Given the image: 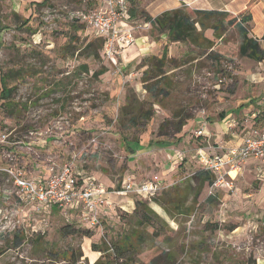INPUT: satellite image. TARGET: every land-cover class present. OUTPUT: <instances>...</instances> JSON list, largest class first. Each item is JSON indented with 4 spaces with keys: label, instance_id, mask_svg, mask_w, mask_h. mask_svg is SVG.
I'll return each instance as SVG.
<instances>
[{
    "label": "rangeland",
    "instance_id": "374dc122",
    "mask_svg": "<svg viewBox=\"0 0 264 264\" xmlns=\"http://www.w3.org/2000/svg\"><path fill=\"white\" fill-rule=\"evenodd\" d=\"M126 1L134 35L147 33L158 57L166 45L179 66L169 74L172 84L165 93L142 94L137 84L142 58L123 66L120 53L109 58L98 37L74 21L73 14L97 8L103 0H0V264H95L117 232L136 228L133 209L115 205L100 213V225L89 227L90 236L77 233L83 225L56 207L37 210L19 200L3 169L24 168L32 175L33 160L54 169L73 162L84 176L104 174L119 187L128 175L165 176L172 153L157 141H176L182 172L197 170L189 152L190 142H199L198 128L192 130L197 121L212 125V141H220L217 150L231 145L245 127L264 122V60L240 53L243 37L237 25L203 19L211 43L198 48L191 41H170L145 25L146 14L157 15L181 0ZM253 13L254 28L246 24L249 35L264 25V3ZM131 52L133 44L126 54ZM102 66L105 71L95 76ZM3 78L12 89L7 99L1 97ZM127 104L143 109L148 119ZM190 115L184 132L176 133L170 124L159 130L164 120L176 123ZM208 190L190 214L160 215L166 226L155 240L143 243L138 258L147 263L161 252L165 261L160 264H264V180L244 172L231 188L214 196ZM69 224L74 231L65 233ZM136 231L130 235L135 243L152 229Z\"/></svg>",
    "mask_w": 264,
    "mask_h": 264
},
{
    "label": "built area",
    "instance_id": "2783aa9c",
    "mask_svg": "<svg viewBox=\"0 0 264 264\" xmlns=\"http://www.w3.org/2000/svg\"><path fill=\"white\" fill-rule=\"evenodd\" d=\"M72 17L103 40L104 52L111 59L135 40L134 28L128 23L126 0H103L100 7L76 12ZM195 135H204V130L198 129ZM251 158L259 162L260 177L264 178V126L248 127L237 147L220 148V151L213 153L200 150L198 161L202 169L212 176L208 193L213 194L220 187L231 188L233 179L229 173L240 171ZM3 171L9 175L13 192L23 203L37 210L56 207L66 219L75 212L79 214L77 221L88 227L100 225L98 207L107 202L108 194H130L151 199L164 188L157 175L140 181L128 175L119 187L109 190L94 177L77 174L73 162L65 163L57 169L51 168L50 174L40 180L28 176L20 168H6Z\"/></svg>",
    "mask_w": 264,
    "mask_h": 264
},
{
    "label": "crops",
    "instance_id": "0c3cea01",
    "mask_svg": "<svg viewBox=\"0 0 264 264\" xmlns=\"http://www.w3.org/2000/svg\"><path fill=\"white\" fill-rule=\"evenodd\" d=\"M174 1L179 2L180 0H174ZM240 3L241 5H239L238 7L236 8L233 7V4H240ZM263 3H264V0H181V2H179L178 4H174L172 6H169L167 8L160 10L159 14L157 15L156 14L155 15L147 14V15H149L151 18H155L161 15L162 13H165V12L172 13L178 10L180 13L190 16L191 19L198 17L203 22V19L205 18L206 19L208 18V20H211L212 18H214L210 14H206V12L224 11V12H228L231 14H237L239 12L245 11L246 8L249 6V4H252L249 9L250 14H251V19L247 22V24L250 26V29H252L255 26V23H254L255 16L253 13L254 9H256L259 5H262ZM100 5L101 4H99L98 7H100ZM196 12H200V13L197 15ZM203 23L205 24V22ZM147 24L149 25L150 23L145 22V25ZM194 26H195L194 30L186 31L184 33L185 36H189V37H186L185 39L179 38L180 36H178V34L172 30H168V29L160 30L157 28H155L154 30H156L160 35L167 36L168 40L170 41H183V42L191 41L192 45L194 44L196 45L195 47H198V48L199 46L201 47L202 43H204L205 46L207 44H210L211 42L207 37L208 35L204 32V30L207 29L208 26H206L205 24V28L202 29L201 26L198 24V22H195ZM198 26L200 27L198 28ZM247 32H248L247 33L248 37L256 38L258 40L259 49L264 54V49H263L264 48V25H262L259 28L258 34H253L251 32L250 35H253V36H250L249 29H247ZM178 33H181V32L178 31ZM134 38L135 40L132 44L135 45V52L126 54L128 51V48L132 46V44L121 49L119 51V53L121 54V56H119V58L121 59V62L119 61L120 64H122L123 66L126 65L129 61H131L133 57L137 58L135 60L137 63L138 60L142 58L143 61L141 62L142 63L141 64V70H142L141 78H140V81L137 82V84L141 85L140 87L141 93L142 94L148 93V96H152V94H154L155 89L159 91L161 90L162 93H165V91H168V89L170 88L171 86L170 84H172L169 74L171 73L173 69L175 68L177 69V67L179 66L176 65L175 61L169 58L168 47L166 45H163L159 52L157 51L158 53H161L159 57L152 54L153 51L151 50H153V48L156 47L157 44L153 39L149 37L147 33L142 32L139 35L135 34ZM138 55L140 56L138 57ZM152 58H156L157 60H161V61H158V62L157 60L152 61ZM262 60L264 59H259L257 61H262ZM169 63L171 64L170 66L171 69L170 71L169 70L165 71ZM3 80L5 79L3 78ZM155 81H157L156 86L153 85V82ZM159 91H157V94H160ZM155 101L157 105H160V100L158 98L157 99L155 98ZM140 111H141L140 116L142 118H145V116L147 115L143 113V109H141ZM173 116L179 117L180 115L173 114ZM222 117L223 115H221L219 118H222ZM192 118H193L192 115H190V116H186L183 119H181L182 120L181 127L179 130H176V133L184 132L185 131L184 127L187 126L188 120ZM201 123L202 121H197L196 123L197 125L194 128H192V130L195 129L196 127L198 129L202 128L204 130V135H200V136L196 135V138H198L199 142H196V143L195 141L190 142L189 152L191 155L192 154L195 155V157L192 155V158L196 159V163L199 167L197 170H194L191 173L182 172L183 168L182 166H180L181 163L179 161L182 159L181 158L182 156L180 155V152L182 150L179 149L177 145H175L176 141L174 142L173 141H168V142H158L157 141V143L161 147L167 146V148L172 153V158L170 160V168L168 169L167 173L165 174V176H158L164 187L163 190H161L159 194L156 196L157 199L160 200V202L159 204L155 202H152L150 204L151 207H153L154 210L159 214V216L165 213L171 212L172 210H174L175 215L176 214L177 215L178 214L179 215L190 214L191 210H193V203H196L197 199L201 197L203 193V189L206 187L208 190L209 188V184L212 180V176L209 172L202 169L201 164L198 161V152L200 150H203L207 153H213L215 151H220V148L217 150L215 147V145L219 143L220 141L219 140H218L219 142L212 141V136L214 133L213 132L214 128L212 127V125L206 126L205 124L201 125ZM263 126H264V122H262V125L260 127H263ZM248 127H245V130ZM242 136L243 134L239 136V138L234 139L232 144L229 146H224L225 145L224 144L219 147L221 148L223 147L226 149L231 148V147H237L241 144ZM27 163H28V160H25L23 163L24 167H27ZM185 163H187V161ZM31 166L33 167V171H34L32 175L28 173V170L24 168L22 169L25 171V173L28 174V176L36 180H40L48 176L50 174V169L53 168V167H50L49 163H45L43 161L40 162L39 160H36V161L33 160L31 162ZM158 166H160V164ZM259 169H260L259 162L256 159L251 158L247 161V163L242 167L240 171L238 172L231 171L229 174H230V177L233 179V181L237 179L238 175H243L244 172H248L254 178H258L262 181L264 180V178L260 177ZM75 171L80 176H84L82 170H78L75 167ZM133 178L135 179V181L142 180L140 176L139 178L133 176ZM99 179L97 180L100 181L102 184H104V186L108 188L109 190L111 188L117 187L113 183H111L110 180L104 174L102 176L100 175ZM125 179L126 178H123V181H125ZM220 190L221 191L227 190V188L220 187L213 194H209V193L208 194L214 196L215 193ZM190 200L192 202H189ZM115 205L121 208L128 206L132 210L134 208V201H133V198L129 196V194L117 195V194L110 193L107 195V202L105 201L103 204H101L98 207V209L100 213H107V211L112 210L111 208L114 207ZM163 207L167 208V212L164 210ZM78 216L79 214L75 212L72 213V216H71L72 221L78 220Z\"/></svg>",
    "mask_w": 264,
    "mask_h": 264
},
{
    "label": "trees",
    "instance_id": "16d2710c",
    "mask_svg": "<svg viewBox=\"0 0 264 264\" xmlns=\"http://www.w3.org/2000/svg\"><path fill=\"white\" fill-rule=\"evenodd\" d=\"M251 5L252 4H249V6L246 8L245 11L239 12L237 14H231L224 11H209L206 12V14H210L213 17H217L216 21H219L218 20L219 18L220 24L222 21H225L228 24L237 25L243 37L242 42L239 46L240 53L243 55H247L248 57L259 60V59H264V54L259 49L258 40L256 38H250L247 36L248 28L246 24L251 19V14L250 12H248V9L251 7ZM196 13L198 15L200 12H196ZM144 19L145 22H149L153 27L157 29L160 30L168 29L174 31L175 33L178 34V36H180L179 38L181 39H185L186 37H189V36H185L184 33L186 31L194 30L195 22H198V24L201 26L202 29L205 28V24L201 20H199L198 17L191 19L190 16L180 13L178 10L172 13L169 12L162 13L161 15L155 18H151L149 15L146 14L144 16ZM209 27L211 29H215L216 25L213 24L210 25ZM178 31H180L181 33H178ZM97 39L100 41L99 42L100 46H103V40L101 38H97ZM156 60H157L156 58H152V61H156ZM158 61L161 60H157V62ZM104 71H105L104 67L100 68L95 73V76H97V74L103 73ZM1 81L3 85V89L1 91V97L7 99L10 97L12 89L6 87L5 80L2 79ZM153 85L156 86L157 81L153 82ZM130 105L127 104L128 109H130L131 112L136 110L140 112L141 110L140 107L134 109L133 105L131 108ZM125 109L127 110L126 107ZM145 118L148 119V115L145 116ZM166 124L173 125L175 126L176 130H179L182 124V120L176 123H173V121L164 120V122H162L159 125V130L165 128ZM150 202H155L159 204L160 200H158L156 196L154 198H151V200H146V198L136 196V199L134 200V208L130 215L134 219V223L132 225L133 227L136 226V228H139V227L149 226L151 227L152 231L149 234L147 232V233H143L142 235H139V239L137 243L132 242L130 240V235H132V233L136 231V228L134 229L130 228L129 230L117 232V234L110 241L107 242L109 246L105 248L104 251L106 252L104 251L102 252V255H104L102 260L95 262V264H160L161 259L165 261V257L162 258L161 252L160 254L150 259L147 263H144L142 260L138 258V256L141 255V253L143 252V247H142L143 243L147 239L155 240V238L161 234L164 226H166V221L161 219L159 214L153 210V208L150 205ZM163 208L167 212V208L165 207ZM123 215L125 216L126 213H124ZM127 216H129V214ZM68 227H71L70 224L67 225V228H64L65 230L64 232L72 233L74 230ZM75 232L84 234L86 236L91 235L90 228L86 226L80 227L79 229L75 230ZM92 247H94V249L96 250L95 248L96 244L93 243ZM108 250H111V252H107ZM166 259L168 260V257H166Z\"/></svg>",
    "mask_w": 264,
    "mask_h": 264
}]
</instances>
